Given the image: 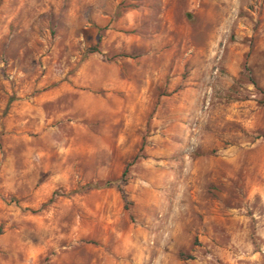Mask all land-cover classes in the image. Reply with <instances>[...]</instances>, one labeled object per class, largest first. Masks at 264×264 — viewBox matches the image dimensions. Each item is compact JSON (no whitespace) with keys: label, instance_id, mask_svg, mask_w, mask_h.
Masks as SVG:
<instances>
[{"label":"rangeland","instance_id":"1","mask_svg":"<svg viewBox=\"0 0 264 264\" xmlns=\"http://www.w3.org/2000/svg\"><path fill=\"white\" fill-rule=\"evenodd\" d=\"M0 264H264V0H0Z\"/></svg>","mask_w":264,"mask_h":264},{"label":"trees","instance_id":"2","mask_svg":"<svg viewBox=\"0 0 264 264\" xmlns=\"http://www.w3.org/2000/svg\"><path fill=\"white\" fill-rule=\"evenodd\" d=\"M106 184H109V183H106Z\"/></svg>","mask_w":264,"mask_h":264}]
</instances>
